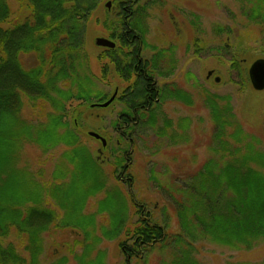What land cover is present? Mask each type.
<instances>
[{
  "label": "trees",
  "instance_id": "1",
  "mask_svg": "<svg viewBox=\"0 0 264 264\" xmlns=\"http://www.w3.org/2000/svg\"><path fill=\"white\" fill-rule=\"evenodd\" d=\"M102 1L0 0V264H70L73 260L76 264H105L104 251L96 249L101 237L94 230L95 213H83L87 199L100 192L104 195L97 200L96 213L107 210L113 218L109 230L101 228L102 236L112 240L124 229L129 236V241H120L125 264L131 260L134 264L141 262L157 243L161 249L170 245L174 251L172 259L161 264H201L192 252L194 243L203 240L241 254L258 251L264 243V149L259 147L258 138L246 133L230 113L228 97L208 92L204 104L215 124L213 150L221 155L208 159L190 175L178 188L179 196H174L175 190L168 193L179 218V231L168 233L166 224L152 219L150 214L140 216V210L133 229L125 228L127 203L133 205L134 199L132 195L126 198L120 186L106 187L102 163L93 160L89 149L82 145V126L77 124L83 106L99 107L97 103L112 95L107 98L97 89L85 50L87 22ZM110 1V10L106 8L101 23L107 31L105 35L116 45L102 47L104 50L97 56L108 61L102 71L119 77L133 89V81L127 76V65L133 61V38L148 46L140 18L154 0ZM246 4L242 6L243 15L261 26L264 44V0ZM155 54L154 71L163 76L162 70L156 72L163 50ZM25 55L34 57L26 68L21 61ZM232 68L240 72L238 61H232ZM139 82L140 79L135 93L132 90L120 97L124 104L122 120L113 121L114 131L121 138L119 144L125 145L114 159L116 168L128 167L131 152L127 147L133 144L137 131L147 124L155 125L159 106L167 95L164 87L156 89L157 95L150 87L151 96L158 102L136 108L138 123L133 126V107L148 95L143 90L145 84ZM171 95L190 103V96L182 89ZM25 98L39 112H45L43 121L30 122L21 116ZM221 99L226 104L223 109L217 107ZM72 101L79 103L72 107ZM46 104L48 111L44 109ZM70 112L71 122L66 120ZM179 125L186 127L182 121ZM169 126L168 119L164 120L163 128ZM228 127L232 131H227ZM60 144L65 146L62 157L69 164L65 165L64 160L57 166L49 186L42 185L27 165H18L25 145L43 154ZM67 176L69 182L63 181ZM51 198L57 207L50 203ZM57 209L63 213L60 215ZM67 227L82 230V241L66 245L69 259L63 253L44 261V235ZM74 245L81 250L76 252ZM237 259L227 264H264V257L259 261Z\"/></svg>",
  "mask_w": 264,
  "mask_h": 264
},
{
  "label": "rangeland",
  "instance_id": "2",
  "mask_svg": "<svg viewBox=\"0 0 264 264\" xmlns=\"http://www.w3.org/2000/svg\"><path fill=\"white\" fill-rule=\"evenodd\" d=\"M107 1L110 0L100 3L87 22L85 50L89 61L88 70L94 75L97 89L108 98L116 86L124 88L127 82L110 72L102 71V65H106L108 61L97 56L104 48L95 45V38H108L101 23L106 17ZM249 1L154 0L148 4L145 16L140 18L146 43L152 45L148 48L156 52L161 45L173 46L169 55L174 58L175 69L169 74V80L177 83L182 92L190 96V103L184 98H177L178 101L167 98L162 101L155 125L147 124L137 131L133 144L127 147L131 152L129 163L125 162L129 164L128 167L116 168L113 164L115 157L121 155L120 152L125 147L122 143L119 144L121 138L113 127V121L124 106L123 102L119 103L121 99H115L106 107L87 109L83 106L84 112L77 115V124L82 126L79 138L82 145L89 149L93 160L102 163L107 176L106 187L120 186L126 198L129 199L128 195H132L134 199L133 205L127 201L129 206L126 207L125 228L133 229L139 217L137 211L140 210V216L150 214L152 219L166 224L168 233L179 231V218L173 202L167 196L168 193L175 190L177 193L174 196H179L178 188L190 175L200 169L208 159L221 155V152L213 150L215 145L212 144V134L215 124L211 119L209 107L204 104L206 92L228 97L230 113L235 115V119L240 122L246 133L258 138L259 147L264 149V89L254 90L247 78L248 65L256 59H264L263 33L260 32V25L249 22L243 15L242 6H246ZM151 50L145 53H155ZM233 60L238 61L240 72L232 68ZM21 61L26 68L34 62V57L25 55ZM159 67L158 71L161 70ZM83 71L86 74L85 67ZM209 71L214 73L207 78ZM162 72L165 73V70ZM214 75L219 77V82L214 81ZM158 85L162 83L158 82ZM73 88L75 89V86ZM78 103L72 101L70 105L74 107ZM32 105L25 98L21 116L30 122L43 121L45 112H39L37 107ZM224 105V99L217 100L219 109H223ZM44 109L50 110L48 104ZM72 116L70 112L66 120L71 122ZM166 119L170 126L163 128ZM180 121L185 123L186 127H180ZM228 130L232 131V128L228 127ZM88 131L99 134L105 142L107 141L108 146H102L99 140L89 136ZM64 148L65 146L60 144L42 154L38 148L25 145L21 154L22 160L18 165H27L42 185L49 186L57 166H61L64 160L65 165L69 164L62 157ZM62 180L69 182L70 176ZM168 186L172 189H166ZM103 195V192H100L96 197H89L83 213H95L94 230L101 237L96 249L104 251V263L125 264L120 248V241H129L125 229L112 240L102 236L101 228L103 227L104 231L109 230L113 219L107 210L96 213L97 200ZM49 201L55 205L56 200ZM57 210L60 215L63 213V210ZM83 237V231L78 228L52 229L43 237L42 259L47 261L50 256H60L63 253L69 259L65 252L66 245L78 240L80 242ZM259 247L256 252L241 254L226 246H217L203 240L194 243L192 256L201 264H227L228 261L238 260V257L242 261H259L264 257V243ZM75 250L79 252L81 247L76 245ZM173 252L170 245L161 249L157 243L144 260L136 264H161L171 260ZM134 263V260L126 262ZM70 264H76L75 260Z\"/></svg>",
  "mask_w": 264,
  "mask_h": 264
},
{
  "label": "flooded vegetation",
  "instance_id": "3",
  "mask_svg": "<svg viewBox=\"0 0 264 264\" xmlns=\"http://www.w3.org/2000/svg\"><path fill=\"white\" fill-rule=\"evenodd\" d=\"M135 42H137L135 44ZM148 46H152L150 44H148ZM148 46H144L142 43H139L138 38H133V61L131 62V64H128L127 67L128 69V73L127 76L130 77L131 82L133 81V89L128 87L127 85L124 86V88L122 87L121 89L119 88V85L116 86L113 90V93H115V97L114 99H117V101H119L121 98V96L123 95V93H130V91L133 90V93H135L136 91V81L140 79L141 85L145 84V86L143 87V90L145 91V93H147L148 95L143 99V102L137 107H133V126H136L138 123V114L135 112L136 108H146L147 106H149L150 102H158V98L155 99V97L153 98L150 94V90L151 88H153L155 90V95H157L156 89H158L159 87L163 88L166 91V97L165 99L169 98L172 100H177V97L174 95H171V93H175V91L177 89L181 90L180 87L177 86V83L173 82V80H169V74H171L172 70H174V58H172V63L170 64V51L172 50L173 46L167 44L165 46H160L159 49L157 51H161L163 50L164 55L158 56L157 61H159V63H157V67H159V69L161 70H165L167 72L164 73L163 76L159 75L158 73H155V68H154V61L152 58H154L153 56L157 54L155 53H149L146 54L145 52L148 50H151L148 48ZM154 46V45H153ZM153 51V50H151ZM156 51V53H157ZM155 52V51H153ZM168 54V55H167ZM124 65V64H123ZM122 65V66H123ZM124 67H126L125 65L122 67V69L124 70ZM158 70H156L157 72ZM213 71L210 75H207V78H209V76L213 75ZM216 78L219 79V77L217 75L213 76V79L215 82H219L216 81ZM159 80V81H158ZM158 82L162 83V85H158ZM151 87V88H150ZM176 98V99H175ZM164 99V100H165ZM107 101V100H106ZM113 101V100H112ZM171 101V100H170ZM122 102L121 100L119 101V103ZM103 102H100L99 104H102ZM99 104L97 103V105L99 106ZM108 106V105H107ZM101 107V106H99ZM117 120H122L121 117V113L118 114L117 116ZM129 179V178H128Z\"/></svg>",
  "mask_w": 264,
  "mask_h": 264
},
{
  "label": "water",
  "instance_id": "4",
  "mask_svg": "<svg viewBox=\"0 0 264 264\" xmlns=\"http://www.w3.org/2000/svg\"><path fill=\"white\" fill-rule=\"evenodd\" d=\"M105 5H106V8L109 9L111 6V2L107 1ZM95 45L100 46V47L113 48L115 46V43L111 39H108L105 37H97L95 38ZM211 73L212 71H209L207 75H210ZM247 74H248V79L251 84V87L254 90L261 91L264 89V59L263 58L254 60L249 65ZM218 80L219 79L216 78V81ZM114 97H115V93L112 94V96L107 101L103 102L102 104H99V106L106 107L112 102ZM89 135L97 140H100L102 146H105L106 144L105 139L102 138L99 134L90 131Z\"/></svg>",
  "mask_w": 264,
  "mask_h": 264
}]
</instances>
